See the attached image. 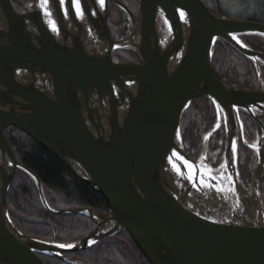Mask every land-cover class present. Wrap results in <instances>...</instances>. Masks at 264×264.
<instances>
[{"label":"water","instance_id":"95a60500","mask_svg":"<svg viewBox=\"0 0 264 264\" xmlns=\"http://www.w3.org/2000/svg\"><path fill=\"white\" fill-rule=\"evenodd\" d=\"M112 1L131 20L130 35L119 41L109 27L111 0H78L80 14L73 0H48L51 16L39 7L40 0H29L24 14L16 12L11 0H0V264H46L41 255L92 264L71 254L120 232L131 235L150 264H264V223L208 216L211 212L203 213L192 202L209 207L210 199H216L221 182L201 163L216 170L208 150L223 124L227 142L222 165L243 186L238 158L245 111L263 129L254 148L258 163L253 184L264 211V125L256 114L264 113V54L241 38L264 37V22L227 17L202 0H140L138 16L121 0ZM218 42L232 45L256 64L258 90L233 86L215 73ZM119 49H134L143 63L114 62ZM203 97L213 102L218 121L205 136L201 158L194 160L184 145L182 119ZM11 127L100 193L113 215L103 220L91 209H52L40 179L17 160L5 134ZM18 169L34 178L48 211L87 215L97 228L70 243L72 248L21 232L8 206Z\"/></svg>","mask_w":264,"mask_h":264},{"label":"trees","instance_id":"16d2710c","mask_svg":"<svg viewBox=\"0 0 264 264\" xmlns=\"http://www.w3.org/2000/svg\"><path fill=\"white\" fill-rule=\"evenodd\" d=\"M26 2L28 0H21ZM138 16L140 0H121ZM214 12H220L218 0H202ZM19 14L28 12L23 5ZM18 11V10H17ZM18 13V12H17ZM249 20L264 22V8L254 12ZM109 27L115 41L127 38L131 33L129 16L111 0ZM242 40L254 51L264 54V37L243 35ZM116 63L142 64L143 61L134 49H119L113 55ZM213 69L227 83L247 89L258 90L259 72L256 64L230 44L218 42L213 53ZM264 83V64L261 63ZM264 125V113L257 112ZM242 121L250 139L260 138L262 127L245 111ZM218 121L213 102L206 97L195 100L182 119L183 140L188 155L199 160L204 149L207 133ZM17 160L32 170L43 185L44 194L54 210L91 209L99 219L106 220L113 215L105 198L85 182L78 179L60 160L38 142L16 127L5 132ZM227 133L225 125L212 136L208 150V160L213 168H218L224 160ZM258 163V154L240 139L238 169L241 182L249 190L253 186ZM264 201V176L262 179ZM8 206L16 227L24 234L47 242L74 243L92 233L97 224L83 214H54L42 202L40 190L34 178L18 169L9 191ZM71 256L84 259L92 264H150L128 232H120L104 239L90 249ZM46 264H68L55 257L41 255Z\"/></svg>","mask_w":264,"mask_h":264},{"label":"bare ground","instance_id":"6f19581e","mask_svg":"<svg viewBox=\"0 0 264 264\" xmlns=\"http://www.w3.org/2000/svg\"><path fill=\"white\" fill-rule=\"evenodd\" d=\"M244 142L246 145L247 143L249 144L246 140H244ZM248 147L251 149L253 148L250 146ZM201 165L207 172H209L208 170H211L209 173L216 177L221 183L215 188L216 201L210 199L209 207L204 203H200L196 199L192 200L196 209L202 211L203 213L208 210L211 212V215L208 214V216L216 218L264 223V211L260 206V198L256 190L253 195H249L247 193L248 195L246 197V195H244L246 188L233 178L229 167L225 166L220 170H212V168L205 161H203ZM252 187L254 189V184ZM203 202H205L204 199Z\"/></svg>","mask_w":264,"mask_h":264},{"label":"rangeland","instance_id":"374dc122","mask_svg":"<svg viewBox=\"0 0 264 264\" xmlns=\"http://www.w3.org/2000/svg\"><path fill=\"white\" fill-rule=\"evenodd\" d=\"M218 1H219V8L221 9L220 11H222V13L220 12L218 13L236 19L249 20V18L253 16L254 12H260L264 8V0H218ZM261 137L254 139L247 138L246 141L249 142L250 145H255L253 149L254 148L256 149ZM221 168L222 167L220 166L216 170H220ZM204 188L207 190V192H209V194H211V188L209 186H204ZM246 192L249 195H253L255 193V188L253 189L252 187L250 190H246ZM213 201L216 200L213 199Z\"/></svg>","mask_w":264,"mask_h":264},{"label":"snow or ice","instance_id":"6c2138e0","mask_svg":"<svg viewBox=\"0 0 264 264\" xmlns=\"http://www.w3.org/2000/svg\"><path fill=\"white\" fill-rule=\"evenodd\" d=\"M100 2H101V4H102V3H103V0H100ZM61 3L63 4V3H64V0H61ZM73 4H74V7H75L76 10H77V13L80 14V11H79V9H80V5H79V3H78V0H73ZM39 7H40L41 9L44 10L45 15L51 16V13L47 10V9H48V0H40V2H39ZM180 15H181L182 18L184 17V13H183V12H181ZM49 23H50V26H51V27L53 28V30L55 31V30H56L55 22L52 21V20H50ZM262 35H264V34H262ZM233 39H237V42H238V43H242L241 41L238 40V38H237L236 36H233ZM242 46H246V45H243V44H242ZM217 127H219V125H217ZM205 139H207V137H205ZM252 147H255V145H252ZM236 152H237L236 142L233 141V143H232V153H233L234 156H235ZM172 155H173V157H177V156H178V154L175 153V152H174ZM169 159H170V161H171V160H172V157H170ZM180 159H182V158H180ZM184 163H185V165H186L190 170H192V169L194 168V165L189 164L187 161H184ZM173 167H174V169H176L177 171H179V169L177 168V166H176L175 164H173ZM221 167L223 168V167H225V165H221ZM208 171L210 172L211 170H208ZM192 178H193V176L190 175V176H189V179H192ZM213 178H214V177H213ZM88 243H89L90 245H92V244H95L96 241H94V240H89ZM56 246L59 247V248H72V247H74L75 245H74V244H70V243H69V244L59 243V244H57Z\"/></svg>","mask_w":264,"mask_h":264},{"label":"flooded vegetation","instance_id":"af4514ba","mask_svg":"<svg viewBox=\"0 0 264 264\" xmlns=\"http://www.w3.org/2000/svg\"><path fill=\"white\" fill-rule=\"evenodd\" d=\"M11 1H12L13 6H14V9L18 13L20 12V6H19L20 4L23 5L24 7H26L27 9H29V7H30L29 0L27 1V3L24 1L22 2L21 0H11ZM247 138H251V137L249 134L246 133L245 128H244V130L242 132H240V139L246 140Z\"/></svg>","mask_w":264,"mask_h":264}]
</instances>
